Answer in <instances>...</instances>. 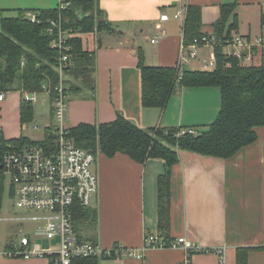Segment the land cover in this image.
<instances>
[{"label": "crops", "instance_id": "1", "mask_svg": "<svg viewBox=\"0 0 264 264\" xmlns=\"http://www.w3.org/2000/svg\"><path fill=\"white\" fill-rule=\"evenodd\" d=\"M229 4H236L234 14L238 16V27L232 36H244L252 46L250 49L226 46L224 53H241L250 58L244 65L261 66L264 0H95L96 21L109 22L111 29L104 27L76 35L94 63L66 73L70 86L69 128L81 124L99 126L121 115L145 130L207 129L221 111L220 89L181 87L165 108L144 107L140 57L148 67L176 66L185 22L175 19V14L189 6L199 7L203 33L213 34V24L220 17L222 6ZM58 7L59 0H0V30L4 17H17L23 11L28 12V18L29 14ZM163 15L169 16L167 22H161ZM156 36L161 39L153 44ZM207 48L211 49L210 61H204L201 68H191L200 63L197 57L199 61L188 63L186 69L213 71L215 67L209 64L215 60V52L212 47ZM26 92L0 93L6 94L0 102V141L24 137L42 142L47 138L54 122L48 96L41 100L49 102L51 116L44 138L36 141L24 135L21 109L27 104L23 101ZM35 93L45 94L43 90ZM256 132L258 140L229 159L179 152L180 160L172 168L169 230L163 235L174 240L186 238L205 250L223 248L226 264H238L239 248H252L248 264H264V127ZM96 169L100 192L92 208L97 211V222L84 237L103 248L116 243L142 248L146 233H161L158 179L165 173V161L149 159L140 164L121 153L114 157L97 153ZM1 257L0 264H47L40 259ZM185 259L183 249L150 250L141 259L108 257L102 258L100 264H180ZM192 264H220V257L211 251L198 252L192 255Z\"/></svg>", "mask_w": 264, "mask_h": 264}, {"label": "trees", "instance_id": "2", "mask_svg": "<svg viewBox=\"0 0 264 264\" xmlns=\"http://www.w3.org/2000/svg\"><path fill=\"white\" fill-rule=\"evenodd\" d=\"M70 7L61 11L64 25L81 33L111 29L109 22H97L94 15L95 0L82 2L68 0ZM236 4L222 6L221 15L213 24L218 43L215 45L216 67L211 72L185 69L180 75L174 67H148L142 56V102L144 107L165 108L170 97L181 87H217L221 91L222 106L216 121L197 135L177 137L182 128L142 129L123 116L110 123L93 126L81 124L70 128V135L78 147L94 154L102 153L114 157L121 153L133 161L145 164L149 159L165 161V173L158 179L159 232L163 235L170 223V185L172 168L179 160V152L186 151L219 159H229L244 147L258 140L256 129L264 127V63L261 66L244 65L233 54L224 53L227 41L238 27ZM28 12L17 17L2 18L0 30V93L10 91L41 92L43 85L54 89L59 83L57 72L58 53L51 49L52 38L47 34L49 21L59 16V8L39 11L41 24L27 18ZM91 13V14H90ZM232 18V24L229 20ZM184 42L193 43L204 35L201 9L189 6L184 26ZM71 45V62L67 70L73 72L78 66L94 63L93 57L83 51L80 38L68 41ZM181 76V77H180ZM69 83V82H68ZM53 97V96H52ZM34 106L31 103L21 109V122L32 121ZM51 131L47 133L50 139ZM14 145L30 143L28 138L5 141ZM5 177L0 173V212L5 195ZM97 222V211L93 208L76 209L75 230L79 234L92 229ZM257 249V248H256ZM252 248L238 249V264H248ZM98 258L77 264H100Z\"/></svg>", "mask_w": 264, "mask_h": 264}, {"label": "built area", "instance_id": "3", "mask_svg": "<svg viewBox=\"0 0 264 264\" xmlns=\"http://www.w3.org/2000/svg\"><path fill=\"white\" fill-rule=\"evenodd\" d=\"M69 7L68 0H59V16L50 20L47 27V34L52 38L51 49L58 53L59 74V83L54 89L43 85V92L53 106L54 122L50 128L52 137L42 142L21 145L0 141V173L5 181L10 180L12 199L6 213L3 215L0 212V223L10 224L11 232L0 256L8 259H40L47 264H77L93 258L141 259L150 250L183 249L186 251V259L180 264H192L194 253L210 251L219 255L220 264H226L223 248L205 250L186 238L166 240L158 234L146 233L140 249L127 248L121 243L103 248L76 232V209L93 207L100 192V179L96 169L97 154L78 147L68 126L70 86L66 73L72 51L68 41L79 34L74 29L65 28L61 11ZM187 14L186 7L178 11L174 18L185 22ZM28 19L34 24L42 22L38 14H29ZM160 20L167 22L169 16L163 15ZM160 39L161 36H156L152 43L156 44ZM217 43L218 39L213 34L195 39L190 45L182 41L176 64L179 74L183 73L191 59L198 57L200 47L214 49ZM226 46L250 49L252 43L244 36L234 35ZM233 55L242 64L250 60L241 53ZM209 67H216V61L211 62ZM5 95L0 94V102ZM23 101L35 104L39 102V96L37 93L26 92ZM186 134L197 135L198 131L193 128L182 129L177 137ZM41 241L48 242L50 247L43 248Z\"/></svg>", "mask_w": 264, "mask_h": 264}, {"label": "rangeland", "instance_id": "4", "mask_svg": "<svg viewBox=\"0 0 264 264\" xmlns=\"http://www.w3.org/2000/svg\"><path fill=\"white\" fill-rule=\"evenodd\" d=\"M1 18V16H0ZM205 52L203 51L204 48L200 47L198 49V53H199V59L201 60L200 63L197 66H191V68H201V65L203 66V62L207 63L210 61V59L208 60L210 54H211V49L205 47ZM191 59V62H198L199 59ZM46 94H41L39 96V102H37L34 106V118L32 121L30 122H26L24 123V135L29 137L30 139H34L36 141H40L44 138V134H45V128L50 124L51 121V116H50V105L49 102H43L41 101L42 98L46 99ZM47 101V100H46ZM34 126H39V129H34ZM5 195H4V199H3V207L1 210V214L4 215V213H6V209H8V205L12 203V199L10 197V180L7 179L6 183H5ZM9 226L10 224L8 223H0V254L3 253V251L5 250V246H6V242L7 239L9 238V236L11 235L10 231H9ZM84 233L86 234V231H83L81 233V235L84 236ZM16 238V237H14ZM43 246V248L47 249L50 247V244L48 242H44L41 241L40 242ZM58 243V241L56 242ZM53 247H57L56 245H54ZM1 257V256H0ZM4 258V260L8 259L5 257H1ZM1 262V260H0Z\"/></svg>", "mask_w": 264, "mask_h": 264}]
</instances>
